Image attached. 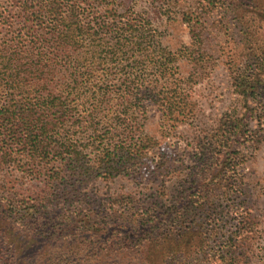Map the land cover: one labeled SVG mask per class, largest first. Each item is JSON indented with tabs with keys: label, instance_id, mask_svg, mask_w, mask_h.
<instances>
[{
	"label": "trees",
	"instance_id": "1",
	"mask_svg": "<svg viewBox=\"0 0 264 264\" xmlns=\"http://www.w3.org/2000/svg\"><path fill=\"white\" fill-rule=\"evenodd\" d=\"M128 1L24 0L17 7L20 22L12 35L6 30L16 22L6 24L10 17H1L0 167L20 159L23 172L45 175L43 190L30 198L7 191L10 181H0V233L7 237L1 238L0 253L10 252L4 264H15L11 251L20 248L15 240L21 237L37 249L46 237L51 248L64 246L79 258L72 249L75 244L57 241L64 233L85 236L87 264H132L114 256L127 259L159 247L183 229L186 249L195 231L190 222L196 223L208 209L211 192L229 182L243 143L256 140L246 113L242 118L227 113L214 141L202 148L190 185L183 186L170 205L163 199L164 181L139 198L83 192L99 178L117 176L131 177L141 186L165 164V148L144 129V98L169 118L184 112L180 106L185 95L192 104L190 92L184 94L177 79L170 80L177 52L161 44L150 18ZM215 1L206 0L212 6ZM151 2L165 8V0ZM126 61L133 63L130 69L124 68ZM149 71L156 73L155 79ZM233 85L247 102L264 101V50L235 75ZM248 110L253 117L257 109ZM62 203L73 208L59 206ZM133 210L140 214L137 223L127 216L135 214ZM115 216L121 223L110 225L108 220ZM76 221L84 222L87 235ZM251 224L248 215L239 220L213 255L215 264L227 259L237 263L247 255L243 247ZM167 258L175 256L165 254Z\"/></svg>",
	"mask_w": 264,
	"mask_h": 264
},
{
	"label": "rangeland",
	"instance_id": "2",
	"mask_svg": "<svg viewBox=\"0 0 264 264\" xmlns=\"http://www.w3.org/2000/svg\"><path fill=\"white\" fill-rule=\"evenodd\" d=\"M21 1L24 0H0V20L4 16L10 17L6 24L16 22L6 30L9 35L18 29L20 18L16 16L19 15L17 7ZM127 3L150 18L152 26L159 31V41L164 47L177 52L176 73L174 77L170 75V80L176 78L174 80L182 85L184 94L190 92L192 104L188 103L185 95L184 104L180 106L184 112H177L169 118L162 116L158 105L144 98L142 101L147 106L144 129L165 148V164L141 186L131 177L117 176L99 178L83 192L97 194L101 198L128 194L139 198L149 189L160 188L161 181H164L163 199L170 205L175 202L182 187L190 185L202 148L214 141L222 117L232 113L233 117L242 118L246 113V121L257 133L254 142L243 143L245 147L234 169L230 170L229 182L211 192L208 209L202 212L196 223L190 222L191 229L195 231L189 237L186 249L183 229L178 232L179 237L159 247L134 252L127 259L117 254L115 259L131 261L132 264H215L212 260L215 252L236 229L239 220L248 215L252 231L243 247L247 255L233 264H264V101L256 104L250 99L247 102L233 85L235 75L252 65L256 56L264 50V0H216L214 6L208 5L206 0H165L163 9L154 6L151 0H129ZM10 11L13 17L8 15ZM2 40L0 34V42ZM124 65V68L130 69L133 63L126 61ZM147 74L156 78L155 72L149 71ZM248 108L257 109L252 111L253 117ZM189 109H192L190 113ZM16 161L0 167V181L11 183L6 190L16 191L21 198H30L36 192H41L45 175L23 172L26 171L24 162L20 159ZM65 205L68 210L73 208L71 203L59 206L64 208ZM133 212L135 214L129 212L127 216L137 223L140 214L137 210ZM108 222L110 225L121 223L119 216L110 218ZM75 223L83 225L84 235H87L84 222ZM14 225L19 227L17 223ZM1 238L7 239L5 233H0V241ZM45 238L42 249L31 247L24 237L16 239V245L20 248L11 251L15 264L89 263L85 260V247L82 246L85 236L70 237L64 233L60 234L61 239H57L61 245L69 243L71 247L75 244L72 249L79 254V258L72 250H63L64 246L51 248L50 240ZM6 243L9 245L8 240ZM164 248L168 249L166 253L162 252ZM9 253L4 256L0 253V264H4ZM165 254L175 258L164 260ZM222 263L232 264L230 259Z\"/></svg>",
	"mask_w": 264,
	"mask_h": 264
}]
</instances>
